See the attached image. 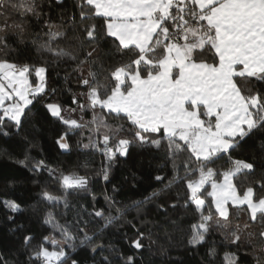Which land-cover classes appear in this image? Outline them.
Listing matches in <instances>:
<instances>
[{
    "label": "snow or ice",
    "instance_id": "snow-or-ice-1",
    "mask_svg": "<svg viewBox=\"0 0 264 264\" xmlns=\"http://www.w3.org/2000/svg\"><path fill=\"white\" fill-rule=\"evenodd\" d=\"M62 5L63 0L54 3L49 0L50 10ZM76 6L79 33L75 39L79 41L80 55L59 46L57 42L65 39L67 33L53 31L57 25L50 17L43 19L38 0H0V46L9 47V33L23 43L32 21L37 24L43 21L48 29L43 33L47 39L40 42V33L33 34V43L40 50L56 58L77 61L75 70L81 73L84 65H88L87 76L80 80L88 89L86 94H81L86 95L87 103H79L75 96L72 102L82 114L92 112L88 124L94 126L96 135H100L101 127L106 130L99 141L89 137V143L83 145L105 157L106 164L99 173L101 179L110 182V170L117 155L126 157L133 143L161 149L166 140L167 158L176 173L174 180L181 179L179 171L184 172L182 179L188 189L184 206L194 205L199 214L198 222L191 225L188 246L197 248L206 244L214 228L219 229L224 241L236 248L235 252H225V264H242L239 255L242 232L256 224L260 230L248 236L257 243L249 241L252 252L244 251L253 256L255 264H264V195L257 198L258 192L264 193V140L261 154L251 162L232 155L242 142L264 133V91L256 89L254 83L264 84V0H78ZM68 20L74 28L77 26L74 15ZM106 44L111 46L105 49ZM46 71V66L0 59V135H10L6 130L9 123L19 130L31 111L30 106L39 96L47 94ZM105 72L107 75H103ZM33 73L36 81L30 82ZM45 108L67 126L56 143L62 150H68V131L86 125L63 117L59 104L46 103ZM118 136L123 138L114 145L110 143ZM101 143L103 148L99 146ZM183 153L190 155L183 158L181 169ZM220 161H225L226 167H215ZM15 162L36 175L48 172L49 178L59 185L60 194L45 187L41 198L54 208L69 209L72 205L68 197L72 193L88 192L87 176L57 173L43 159L28 155ZM197 173L198 178H193ZM155 179L163 181L164 177L157 175ZM235 181L241 185L247 182L242 194ZM116 191L113 186V192ZM208 197L210 205L206 203ZM105 201L110 207L117 203L107 193ZM146 203H150L149 198L137 202L135 207L139 210ZM0 205L13 214L22 211L13 200H0ZM229 205L237 210L246 206L243 210L249 221L243 229L239 224L232 226ZM77 209V227L83 235L74 233L67 223L60 224L52 212L46 213L43 223L58 232L61 239L45 236L42 243L28 250V264H65L68 255L64 246L75 249L76 241L80 247L91 244L92 252L103 250V244L94 242L98 234L90 235L86 231L89 221L83 213L87 209L83 206ZM123 214L117 208L115 216L106 215L94 204L88 216L103 220V227L107 228ZM146 238L151 244L157 243L151 239L150 232L147 235L138 232L131 241L132 247L143 249ZM31 240V236H26L25 245H30ZM166 251L162 248L161 254ZM208 255L213 260L217 257L215 242ZM72 264L77 262L73 260ZM101 264H110L107 256ZM125 264H135L134 257L128 256Z\"/></svg>",
    "mask_w": 264,
    "mask_h": 264
},
{
    "label": "trees",
    "instance_id": "trees-1",
    "mask_svg": "<svg viewBox=\"0 0 264 264\" xmlns=\"http://www.w3.org/2000/svg\"><path fill=\"white\" fill-rule=\"evenodd\" d=\"M43 10V19L51 18L53 24L57 25L53 31L62 30L67 33L65 39L57 43L60 47L80 55L79 41L75 36L79 33V10L77 8L78 0H63L60 7L49 9V0H38ZM54 3V0H53ZM76 17V27L68 20L70 16ZM100 22V18H98ZM48 29L44 27L43 21L39 24L35 20L28 27L23 37V43L20 38L9 33L7 44L9 47L0 46V59H6L9 62L17 64H30L36 67L46 66V95L39 96L34 104L30 106L31 111L27 118L23 120L22 127L17 130L10 123L6 130L10 133L8 137L0 135V200L8 199L17 202L22 211L11 213L0 205V264H28L27 252L31 248L37 247L43 242V238L48 235L61 239L58 232L43 223L46 213L52 212L60 224H69L74 233L82 236L78 231L76 212L77 206H83L87 209L83 213L84 218L89 222L86 231L91 235L97 233L98 237L95 243L103 244V250L91 251L92 245L85 247L79 246L76 241L75 249L66 245L65 250L68 259L65 264H72L73 260L77 264H101L102 259L107 256L110 264H125L128 256L134 257L135 264H225L224 254L226 251L235 252V246L224 241V237L219 229L207 237V243L197 248L188 246V239L191 235V225L198 222L199 214L196 213L194 205L189 203L185 207L188 197L186 182L182 179L184 172L179 171L181 179L174 180L176 173L173 166L167 158V141L164 146L157 149L153 146H140L133 143L128 150L126 157L117 155L116 161L110 170V182L106 183L101 179L99 173L106 164L105 157L101 152L86 149L83 145L89 143V137L99 141L103 134H106L104 128L99 129L100 135H96L94 126L88 124L92 120V112L86 111L83 114L77 104H73L75 96L79 103L86 104L87 87L80 83L83 77L87 76L88 65H84L83 73L76 71L77 61L70 58H56L51 53L40 50L38 44L33 43L34 32H39L38 40L40 42L47 39L43 34ZM111 45H104L108 49ZM109 64H105L107 68ZM98 69V65L93 66ZM107 75V73H103ZM36 77L33 73L30 76V82H35ZM243 83V82H241ZM256 89L264 91V84L254 82ZM255 90V89H254ZM46 103L59 104L62 107V116L68 119H75L85 127L68 131L67 142L70 145L68 150H62L56 143L57 139L66 130L67 126L60 119L52 117L45 108ZM75 109V111H73ZM99 112V109L97 110ZM83 115V119H81ZM106 115V114H105ZM116 123L115 121H108ZM118 136L110 143L113 145ZM264 140V133H258L252 139L242 142L233 157L251 162L254 156L261 154V142ZM182 143V142H181ZM100 148H103L101 143ZM28 155L31 158L43 159L50 169L59 172H76L81 176H87L89 179L88 192L72 193L68 200L71 208L65 209L63 206L54 208L48 205L41 198V191L47 187L54 194H60L59 185L52 181L48 172L44 171L36 175L29 171L28 167H21L15 161L23 160ZM190 153H183L181 156V169L183 158ZM31 166V159L28 161ZM225 165V161H220L217 167ZM159 175L164 177L163 181H157L155 177ZM257 176L260 175L258 170ZM198 178V173L195 177ZM219 179L222 180V177ZM171 183V187H167ZM239 192L247 187V182L241 185L240 181H235ZM113 186L118 191L113 192ZM210 191V186L206 185ZM105 193L114 196L117 202L113 206L105 201ZM158 194V195H157ZM264 193H257V198ZM155 196V198H153ZM150 199V203L144 204L137 210V202ZM211 204V198L206 200ZM97 209H103L105 214L115 216L117 208L124 213L121 218L107 228H104V221L99 218L88 216L93 211V205ZM172 205H176L172 207ZM232 226L237 224L243 229L246 221H249V215L242 206L241 210L231 208ZM215 212L214 207L211 208ZM207 211V209H206ZM9 216H13L10 220ZM215 219V217H214ZM80 225L83 226V220ZM259 226L253 224L241 235V250L239 255L242 264H255V260L249 241L252 244L257 243L254 237H249L248 233H258ZM138 232L146 235L150 232L151 239L156 240V244H151L149 239H144L145 247L137 250L132 247L131 241L136 238ZM102 234V235H101ZM31 236V244L25 245L24 238ZM221 241H224L221 243ZM215 242L218 255L213 260L208 255L209 248ZM51 249V245H47ZM166 249V253L161 254V250ZM95 258V260L93 259Z\"/></svg>",
    "mask_w": 264,
    "mask_h": 264
},
{
    "label": "water",
    "instance_id": "water-1",
    "mask_svg": "<svg viewBox=\"0 0 264 264\" xmlns=\"http://www.w3.org/2000/svg\"><path fill=\"white\" fill-rule=\"evenodd\" d=\"M64 247H66V245Z\"/></svg>",
    "mask_w": 264,
    "mask_h": 264
}]
</instances>
